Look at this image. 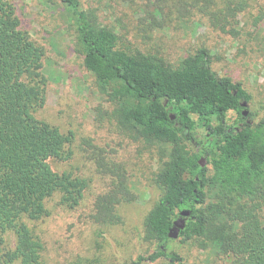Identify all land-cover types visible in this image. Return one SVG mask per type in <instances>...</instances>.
<instances>
[{
    "label": "trees",
    "instance_id": "16d2710c",
    "mask_svg": "<svg viewBox=\"0 0 264 264\" xmlns=\"http://www.w3.org/2000/svg\"><path fill=\"white\" fill-rule=\"evenodd\" d=\"M62 2L77 22L86 68L113 90L119 122L146 140L172 145L159 181L162 194L145 218L146 238L157 246L131 264L163 257L184 264L169 245L183 209L192 213L182 242L197 239L228 264H264V118L243 116L242 102L249 103L251 93L212 68L206 47L172 67L123 48L118 34L81 0ZM46 59L45 47L22 28L13 0H0V264H47L43 240L29 221L49 215L47 201L56 193L62 204L78 205L88 186L87 179L57 172L50 163L69 160L73 151L72 134L36 116L46 102ZM230 111L242 125L227 123ZM115 187L100 200L110 223L119 218V194L129 192L122 180ZM8 231L15 234L13 248L5 245Z\"/></svg>",
    "mask_w": 264,
    "mask_h": 264
},
{
    "label": "rangeland",
    "instance_id": "374dc122",
    "mask_svg": "<svg viewBox=\"0 0 264 264\" xmlns=\"http://www.w3.org/2000/svg\"><path fill=\"white\" fill-rule=\"evenodd\" d=\"M32 39L45 47L46 102L39 119L72 134V157L51 159L54 170L88 180L80 203L62 204L56 193L49 215L29 221L44 243L47 264H131L157 244L146 238L145 218L162 194L159 181L172 147L149 141L119 122L113 90L102 88L78 51L77 22L62 0H13ZM97 20L111 27L123 48L143 52L178 67L206 47L219 75L240 81L251 93V121L264 118V0H81ZM237 114L228 113L235 124ZM213 124H217L214 119ZM204 130L199 128L200 138ZM124 181L128 193L116 202L119 218L102 217L100 200ZM210 200H214L213 194ZM5 245L15 246L8 231ZM170 248L184 264H228L197 239L176 238ZM143 264H178L163 257Z\"/></svg>",
    "mask_w": 264,
    "mask_h": 264
},
{
    "label": "water",
    "instance_id": "95a60500",
    "mask_svg": "<svg viewBox=\"0 0 264 264\" xmlns=\"http://www.w3.org/2000/svg\"><path fill=\"white\" fill-rule=\"evenodd\" d=\"M242 106L243 107H247L248 106V101H244L242 102ZM247 110L245 109L243 114H247ZM201 164L202 165H205V158H201ZM192 211L190 209H183L181 210V213H180V217L177 218L175 221H174V224L169 232V236L171 238H178L179 235H180V232L182 229L185 228L186 226V222H187V218L191 215Z\"/></svg>",
    "mask_w": 264,
    "mask_h": 264
},
{
    "label": "flooded vegetation",
    "instance_id": "af4514ba",
    "mask_svg": "<svg viewBox=\"0 0 264 264\" xmlns=\"http://www.w3.org/2000/svg\"><path fill=\"white\" fill-rule=\"evenodd\" d=\"M244 102V101H243ZM248 106H249V103H248ZM248 106L247 107H244V109H243V112H244V110L246 109L247 110V114H245V115H243V116H245V118H246V120L247 121H251L249 118H250V110H249V108H248ZM243 124V122H240V123H238V126H240V125H242ZM238 126H236V127H238ZM231 130V128H229V131Z\"/></svg>",
    "mask_w": 264,
    "mask_h": 264
}]
</instances>
